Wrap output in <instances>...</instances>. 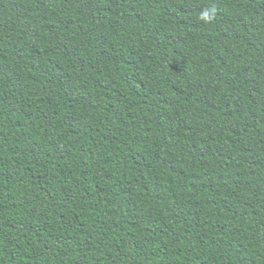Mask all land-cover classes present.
<instances>
[{"label":"trees","instance_id":"16d2710c","mask_svg":"<svg viewBox=\"0 0 264 264\" xmlns=\"http://www.w3.org/2000/svg\"><path fill=\"white\" fill-rule=\"evenodd\" d=\"M0 264H264V0H0Z\"/></svg>","mask_w":264,"mask_h":264}]
</instances>
